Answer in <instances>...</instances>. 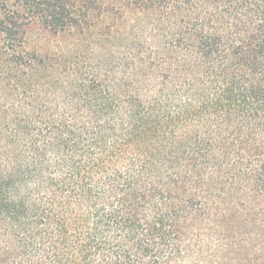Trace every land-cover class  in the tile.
<instances>
[{
    "label": "trees",
    "instance_id": "obj_1",
    "mask_svg": "<svg viewBox=\"0 0 264 264\" xmlns=\"http://www.w3.org/2000/svg\"><path fill=\"white\" fill-rule=\"evenodd\" d=\"M0 264H264V0H0Z\"/></svg>",
    "mask_w": 264,
    "mask_h": 264
}]
</instances>
